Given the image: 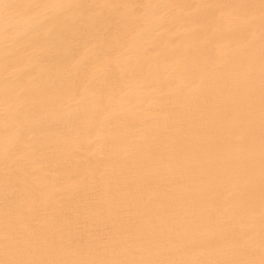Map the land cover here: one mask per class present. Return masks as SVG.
<instances>
[{
	"label": "bare ground",
	"instance_id": "1",
	"mask_svg": "<svg viewBox=\"0 0 264 264\" xmlns=\"http://www.w3.org/2000/svg\"><path fill=\"white\" fill-rule=\"evenodd\" d=\"M0 264H264V0H0Z\"/></svg>",
	"mask_w": 264,
	"mask_h": 264
}]
</instances>
